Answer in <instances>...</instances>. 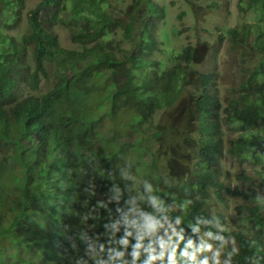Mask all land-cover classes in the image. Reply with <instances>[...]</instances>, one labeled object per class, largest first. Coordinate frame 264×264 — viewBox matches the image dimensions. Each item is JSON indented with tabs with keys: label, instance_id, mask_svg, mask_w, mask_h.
I'll return each mask as SVG.
<instances>
[{
	"label": "trees",
	"instance_id": "1",
	"mask_svg": "<svg viewBox=\"0 0 264 264\" xmlns=\"http://www.w3.org/2000/svg\"><path fill=\"white\" fill-rule=\"evenodd\" d=\"M60 1L25 15V0L0 4V264H144L169 229L151 264H168L172 247L176 264H194L181 253L204 232L220 241L229 221L209 210L212 191L246 200L224 264H264V0H239L254 21L222 28L251 53L238 83L195 68L198 47L175 46V26L158 41L153 19L165 10L150 0L123 18L106 0ZM59 10L78 48L60 47L45 25ZM23 20L18 37L4 34ZM226 156L249 165L259 189L227 184Z\"/></svg>",
	"mask_w": 264,
	"mask_h": 264
},
{
	"label": "rangeland",
	"instance_id": "2",
	"mask_svg": "<svg viewBox=\"0 0 264 264\" xmlns=\"http://www.w3.org/2000/svg\"><path fill=\"white\" fill-rule=\"evenodd\" d=\"M106 7L112 11L116 17L123 18L124 15H129L130 10H133L135 0H106ZM151 3L164 8V16L154 17L153 21L157 25L156 38L161 40L162 28H169L175 26L180 30L181 35L175 37L171 35L175 42V46L182 44H196L200 52V58L195 62L199 71L208 72L210 70H216L219 73L220 78L230 79L232 82L238 83L242 78L237 73V69L241 67L240 59L242 57V51H248L249 48L244 45H234L228 40V34L225 33L227 27L240 25L242 26L246 22H253V10L247 8L243 10L239 7V0H150ZM39 0H25V6L23 12L26 13L28 9L34 7ZM1 4V0H0ZM142 5L139 8L146 7L147 3L143 0ZM27 6V9H26ZM62 2L60 1V7ZM1 9V7H0ZM140 11L139 13H141ZM58 17L45 16V24L51 29L53 33L57 35L59 46L63 48H78L79 45L74 43L70 39V33L73 27L66 25L65 21L71 19V13L69 11L59 10ZM7 15V14H6ZM0 16L6 17L1 11ZM82 20V16H80ZM223 26L226 28L223 30ZM26 28V20L19 22L16 26L11 25V30H5L4 34H13L18 37ZM34 42L28 43L25 52V62H29L31 66L34 65ZM247 54H251L249 51ZM160 53L155 52L150 56L153 58H160ZM162 56V55H161ZM48 62L49 69H54V62ZM224 72V73H223ZM52 83L51 81L44 80L41 82V87H46ZM183 113L181 114V116ZM221 166L224 169H228V177L224 178L232 188H239V191L246 190L247 188H258L256 183L257 178L255 172L249 165L239 166L236 165V161L226 156ZM239 174L246 175L245 178L239 176ZM225 191H222V194ZM224 198L228 203L222 201L215 194L214 191L210 193V201L208 204L209 210L216 217L218 212H223L225 217H228L227 223H220V232L222 233V239L215 241L209 233H202L198 239V242L190 246V250L197 254L198 264L202 261H207V264H223L226 260L225 245H236V218L239 215L236 212V204L246 202L241 194H235L231 197L225 192ZM223 228H225L223 230ZM172 229L164 232L165 243L169 237Z\"/></svg>",
	"mask_w": 264,
	"mask_h": 264
},
{
	"label": "clouds",
	"instance_id": "3",
	"mask_svg": "<svg viewBox=\"0 0 264 264\" xmlns=\"http://www.w3.org/2000/svg\"><path fill=\"white\" fill-rule=\"evenodd\" d=\"M61 2H62V4H63V1L61 0ZM24 6H25V3H24ZM24 6H22V7H20L19 8V6H17V8H15V10L16 9H18V10H20V13H22V14H26L27 12L28 13H30V10L32 9V8H34V7H32V8H30V9H28V11H26V13H24L22 10H23V7ZM26 9H27V6H26ZM42 12H45V10H43ZM45 15H47V14H45ZM47 16H50V15H47ZM50 17H52V15L50 16ZM46 20H47V18L46 17H44ZM53 19H54V17H52ZM44 23H45V20H44ZM46 25V24H45ZM47 26V25H46ZM48 27V26H47ZM25 63H27V62H25ZM231 197V196H230ZM225 199V198H224ZM229 200V199H228ZM224 201H226V200H224ZM226 203H227V201H226ZM238 204H236V206H237ZM235 206V207H236ZM237 212V211H236ZM238 213V212H237ZM177 222H179V221H177ZM132 223H135L134 221L132 222ZM218 224V223H217ZM217 226H221L220 224H218ZM113 227H115V225H113ZM237 228V227H236ZM219 229H220V227H219ZM223 230H224V228H223ZM236 232H237V229H236ZM173 233L174 234H176L175 233V231L173 230ZM204 233H208V232H204ZM128 235H131V233H128ZM211 235V234H210ZM212 236V235H211ZM200 237V236H199ZM199 237H198V239H199ZM213 237V236H212ZM235 238H236V236H235ZM138 239H140V237H138ZM169 239H171V238H169ZM214 239V238H213ZM215 240V239H214ZM215 241H219V240H215ZM237 241V240H236ZM198 242V240L195 242V243H197ZM120 243H122V244H128V240L127 239H122L121 241H120ZM189 243V245L191 244V241H189L188 242ZM195 243H193V244H195ZM237 244V243H236ZM166 245H169L168 243H163L162 241L159 243V246L156 248V249H153V247H152V245L151 244H149L148 245V247H146L145 249H144V251H146V252H148L149 253V256H148V259H146L145 261H144V264H151V261H153V260H155V259H157L158 258V256L159 257H163L164 255H165V251H164V247L166 246ZM226 245H229V244H226ZM225 245V246H226ZM230 246H235V245H230ZM135 248L136 249H139V248H141V244L140 243H137L136 245H135ZM187 250H188V252H182L181 253V255H187V256H189V259L191 260L192 259V257L189 255V254H191V255H193L194 256V264H198V256H197V254H195L194 252H192V250H190V247L189 248H187ZM175 252V247H172L171 248V250L168 252V264H176V260L174 259V255H173V253ZM153 253H155V254H153ZM139 255V252H137V251H133L132 252V256L135 258V257H137ZM115 256H123V252H116L115 253ZM225 256H226V254H225ZM227 259V258H226ZM225 262H226V260H225ZM224 262V263H225ZM223 263V264H224ZM132 264H135V259L132 261ZM199 264H207V261L205 260V261H202V262H200Z\"/></svg>",
	"mask_w": 264,
	"mask_h": 264
}]
</instances>
